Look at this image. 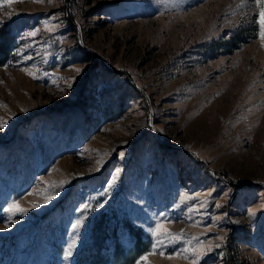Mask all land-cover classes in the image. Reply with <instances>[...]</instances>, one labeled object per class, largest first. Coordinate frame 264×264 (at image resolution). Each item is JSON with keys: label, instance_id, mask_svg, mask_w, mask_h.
Returning <instances> with one entry per match:
<instances>
[{"label": "rangeland", "instance_id": "obj_1", "mask_svg": "<svg viewBox=\"0 0 264 264\" xmlns=\"http://www.w3.org/2000/svg\"><path fill=\"white\" fill-rule=\"evenodd\" d=\"M259 20L256 0H0V264H264Z\"/></svg>", "mask_w": 264, "mask_h": 264}, {"label": "snow or ice", "instance_id": "obj_2", "mask_svg": "<svg viewBox=\"0 0 264 264\" xmlns=\"http://www.w3.org/2000/svg\"><path fill=\"white\" fill-rule=\"evenodd\" d=\"M257 2V6L260 8V20L258 21V23L260 24V39H261V43L262 46H264V0H256ZM78 72L80 71L79 69L77 70ZM30 74V73H29ZM31 75V74H30ZM0 126H2V124H0ZM118 177V173L116 176L113 177V181H115ZM111 184L109 185V188H111ZM86 207V206H85ZM7 211L9 212H15V211H20L23 212V209H20L15 203L11 204L8 206ZM74 227H76V225H74ZM167 233V230L164 229L163 225H157L155 230L152 232V234L154 236H159L161 233ZM72 245H69V249H71ZM67 255H71V252L69 251L67 253ZM161 255H163V253H161Z\"/></svg>", "mask_w": 264, "mask_h": 264}, {"label": "trees", "instance_id": "obj_3", "mask_svg": "<svg viewBox=\"0 0 264 264\" xmlns=\"http://www.w3.org/2000/svg\"><path fill=\"white\" fill-rule=\"evenodd\" d=\"M12 39L9 37H4L0 39V64L4 61V57L7 56V54L10 51L11 48V41ZM232 183V182H231ZM130 232L134 236V247H133V253L136 255L140 249L141 245L143 244L142 235L143 231L140 228H135L129 225ZM122 258L120 259V262L122 263Z\"/></svg>", "mask_w": 264, "mask_h": 264}]
</instances>
